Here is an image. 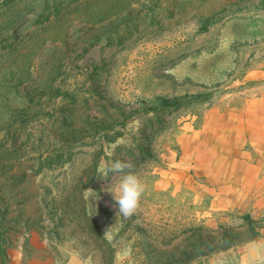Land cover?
I'll list each match as a JSON object with an SVG mask.
<instances>
[{
	"label": "rangeland",
	"instance_id": "rangeland-1",
	"mask_svg": "<svg viewBox=\"0 0 264 264\" xmlns=\"http://www.w3.org/2000/svg\"><path fill=\"white\" fill-rule=\"evenodd\" d=\"M108 152L145 186L129 219ZM262 235L264 0H0V264H223Z\"/></svg>",
	"mask_w": 264,
	"mask_h": 264
},
{
	"label": "clouds",
	"instance_id": "clouds-1",
	"mask_svg": "<svg viewBox=\"0 0 264 264\" xmlns=\"http://www.w3.org/2000/svg\"><path fill=\"white\" fill-rule=\"evenodd\" d=\"M133 167L129 162L114 159L113 154L108 152L101 158L96 169L98 175L104 180L114 177L107 191L113 196L117 215L123 219H129L135 214L145 190L141 177L133 170Z\"/></svg>",
	"mask_w": 264,
	"mask_h": 264
},
{
	"label": "crops",
	"instance_id": "crops-1",
	"mask_svg": "<svg viewBox=\"0 0 264 264\" xmlns=\"http://www.w3.org/2000/svg\"><path fill=\"white\" fill-rule=\"evenodd\" d=\"M223 264H264V235L254 241L234 247Z\"/></svg>",
	"mask_w": 264,
	"mask_h": 264
},
{
	"label": "trees",
	"instance_id": "trees-1",
	"mask_svg": "<svg viewBox=\"0 0 264 264\" xmlns=\"http://www.w3.org/2000/svg\"><path fill=\"white\" fill-rule=\"evenodd\" d=\"M178 101H175L174 103H177ZM171 101H165L164 105H169ZM257 234V233H256Z\"/></svg>",
	"mask_w": 264,
	"mask_h": 264
}]
</instances>
